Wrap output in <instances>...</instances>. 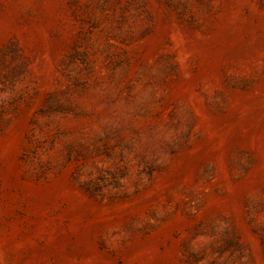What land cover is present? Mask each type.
Here are the masks:
<instances>
[{
    "label": "rangeland",
    "instance_id": "obj_1",
    "mask_svg": "<svg viewBox=\"0 0 264 264\" xmlns=\"http://www.w3.org/2000/svg\"><path fill=\"white\" fill-rule=\"evenodd\" d=\"M0 264H264V0H0Z\"/></svg>",
    "mask_w": 264,
    "mask_h": 264
}]
</instances>
